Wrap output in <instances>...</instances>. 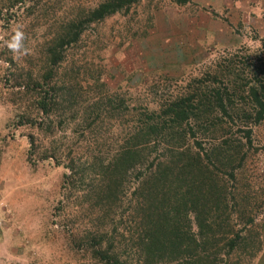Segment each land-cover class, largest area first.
I'll return each mask as SVG.
<instances>
[{
    "label": "rangeland",
    "instance_id": "1",
    "mask_svg": "<svg viewBox=\"0 0 264 264\" xmlns=\"http://www.w3.org/2000/svg\"><path fill=\"white\" fill-rule=\"evenodd\" d=\"M101 1L0 0V264H94V238L117 241L131 227L132 193L151 163L196 152L195 141L207 153L230 136L246 143L248 129L242 163L204 164L227 197L247 195L255 225L246 230L262 242L230 264H264V120L246 117L264 60V0H141L79 25ZM73 24L79 37L61 46ZM180 102L189 118L172 128L166 112ZM145 122L167 136L136 144L138 166L106 199L100 164L134 147ZM174 132H185L180 144L169 141ZM232 218L242 231L245 221Z\"/></svg>",
    "mask_w": 264,
    "mask_h": 264
},
{
    "label": "trees",
    "instance_id": "2",
    "mask_svg": "<svg viewBox=\"0 0 264 264\" xmlns=\"http://www.w3.org/2000/svg\"><path fill=\"white\" fill-rule=\"evenodd\" d=\"M139 1L103 0L87 13L85 22L80 21L78 24L104 20L129 10ZM173 1L180 5L190 2ZM71 26L73 29L68 33L71 37L66 41L62 38L59 43L61 46L79 37L80 30L72 33L77 25ZM256 69L253 74L256 80L247 91L252 111L246 117L259 123L264 120V60L258 63ZM216 94L219 95L218 92ZM38 105L42 112L48 113L49 104L45 100ZM185 108L184 102L168 107L166 113L172 117V128L174 125L181 128L182 123L188 121L189 115ZM157 123L145 122V130L132 138L134 147L127 144V148L106 165L100 164V175L102 180H106L105 192H100L106 194V199H117L115 189L124 181L122 177L131 167L138 166L142 156L135 149L136 144L140 141L165 139V126H158ZM243 135L246 143L230 136L207 153L195 141L194 146L198 148L196 152H192L189 147L179 152H170L164 162L151 163L146 176L140 179L132 193L134 210L130 217L131 227L117 241L110 238L108 243H103L101 238H94V264H230V259L235 256L240 258L241 253L253 257L262 242L258 234L253 235L250 228L246 230L247 226L255 225L254 216L245 207L247 195L243 196L235 189L230 198L227 197L214 171L204 164V158L210 164L217 162L221 166L225 163L231 165L235 161L242 163L245 155L240 157V149L246 144L251 146V130H245ZM185 136V132H174L168 135V139L178 144ZM229 174L235 180L234 172ZM232 217L245 221L242 231L231 227ZM193 220L195 231L192 228Z\"/></svg>",
    "mask_w": 264,
    "mask_h": 264
},
{
    "label": "clouds",
    "instance_id": "3",
    "mask_svg": "<svg viewBox=\"0 0 264 264\" xmlns=\"http://www.w3.org/2000/svg\"><path fill=\"white\" fill-rule=\"evenodd\" d=\"M23 38L22 33H17L16 37L14 38V42L9 45L10 48H12L14 51L19 50L21 45H20V40Z\"/></svg>",
    "mask_w": 264,
    "mask_h": 264
}]
</instances>
